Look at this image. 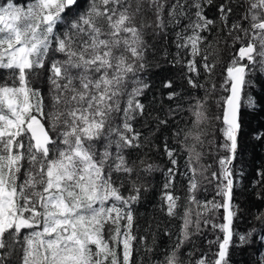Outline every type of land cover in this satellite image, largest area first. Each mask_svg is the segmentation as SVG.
I'll use <instances>...</instances> for the list:
<instances>
[{"label":"snow or ice","instance_id":"1","mask_svg":"<svg viewBox=\"0 0 264 264\" xmlns=\"http://www.w3.org/2000/svg\"><path fill=\"white\" fill-rule=\"evenodd\" d=\"M212 4L31 0L22 8L7 0L0 5V264H135L132 205L140 200L143 186L130 178L137 160L144 164L141 150L181 110L177 104L161 119L149 111L154 101L143 102L151 88L141 75L151 67L149 29L154 35L180 29L174 32L177 52L170 63L179 67L183 85L162 77L167 99L182 98L178 86L205 90L203 99L194 98L189 106L191 126L175 133L185 154L184 173H179L176 149L167 142L162 146L172 166L162 200L167 214L182 224L176 243L154 264H181V248L201 233L202 224L222 235L208 241L216 247L211 256L204 253L189 264H235L237 248L254 253L264 248V241L257 247L252 232L240 234L233 228L238 206L233 204L232 167L239 156L241 93L250 83L246 77L254 69L264 72V0H225L217 6L218 33L225 43L239 47L226 69L230 88L222 86L230 94L216 101L223 142L213 161L218 171L209 176L212 165L202 163L207 136L202 125L209 119L205 106L216 86L205 89L199 78L210 77L216 67L209 60L207 35L216 28V19L205 14ZM247 103L255 102L249 96ZM156 168L146 164L142 170ZM178 174L188 179L182 213L177 211L181 197L168 191ZM260 175L258 183H264V172ZM204 181L215 182L211 200L197 198ZM126 182L133 193L128 196L122 194ZM220 209L225 222L213 223ZM256 219L264 229V212ZM255 264H264V255Z\"/></svg>","mask_w":264,"mask_h":264},{"label":"trees","instance_id":"2","mask_svg":"<svg viewBox=\"0 0 264 264\" xmlns=\"http://www.w3.org/2000/svg\"><path fill=\"white\" fill-rule=\"evenodd\" d=\"M6 2L7 0H0V5H6ZM13 2L18 7L24 8L31 3V0H13ZM224 2L225 0H213V4L205 8V14L209 18L216 19V28L207 34L208 41L211 42V47H208V52L211 54L209 60L216 62V67L210 77L201 75L199 78V82L204 84L205 89L210 88L212 84L216 86V90L211 93L205 106L209 119L202 125V129L207 132L205 157L202 163L212 165L208 173L209 176L212 171H218V164L213 161L217 158L218 145L223 142L222 134L219 131L223 124L215 119L217 115H222V111L216 106V101L221 96L229 95V92L224 91L222 86L230 88V84H225L226 69L239 47L236 45L233 48L230 42L225 43L223 33L217 31L222 27L218 19L217 6ZM236 11H243V8ZM179 30V28L169 29L167 35H154L149 29V34L146 36L151 46L148 54L151 67L141 75L151 84V88L143 98V102L154 101L150 104L149 111L152 117L160 115L161 119L165 118L169 108L175 109L177 104L181 105V110L175 116H169L168 124L151 138L150 145L141 150L139 157L144 160V164H140L137 160L136 171L130 178L136 182L138 187L143 186L140 200L132 205L133 234L138 237L134 242V247L137 250L134 252L135 264H154L155 261L163 259L165 253L176 243L182 224L180 219L167 214L166 205L162 200L165 192L164 184L167 180L166 171L172 167L162 146L164 142H167L169 147L176 149L179 173H184L185 154L181 150L175 133L179 129L191 126L192 117L188 111L189 106L195 104L194 98L203 99L205 90L188 89L185 91L186 85L178 86L177 91L182 93V98L169 101L166 97V90H162L160 87L161 78L165 76L174 77L177 79L178 85H183L179 67L170 63L177 52L174 32ZM217 39H219V43H217ZM181 55L185 60L189 58L183 52ZM4 75L7 77L6 71ZM246 79L250 83L245 85L241 99L239 156L234 160L232 166L236 173L233 204L238 206L233 219V228L240 234L252 232L258 242L257 247H259L260 242L264 241V229H262L260 221L256 219L259 213L264 212V183H258L262 180L260 173L264 172V72L254 69ZM2 82L0 81V83ZM249 96L255 102L252 106L247 103ZM148 119V117L145 118L146 121ZM150 130L155 131L154 125L150 126ZM180 139H183L182 135ZM208 140L214 141L213 146L207 145ZM219 154L223 155L224 153ZM146 164L156 165L157 168L150 173L145 172L142 169ZM187 185V177L178 174L173 181L172 188L168 189L174 195L181 197V200L178 201L181 205L177 210L179 213L183 212V206L186 204ZM214 186L215 182L208 185L207 181H204L201 191L197 193V198L202 201L211 200L215 196ZM204 188L208 190L205 192ZM130 190L131 184L126 182L122 194L125 196L133 194ZM216 199L220 200V197H216ZM223 215L224 210L220 209L212 222L224 223ZM201 228V233L193 235L181 248L179 252L181 264H189V261L194 262L204 253L211 256L212 252L216 250V247L210 246L208 241L222 235L219 229H213L211 224L207 226L202 224ZM140 237H145V239L140 240ZM146 249H151V251H146ZM261 255H264V248H260L259 253H254L247 248L242 252L237 248L233 259L235 264H255Z\"/></svg>","mask_w":264,"mask_h":264},{"label":"rangeland","instance_id":"3","mask_svg":"<svg viewBox=\"0 0 264 264\" xmlns=\"http://www.w3.org/2000/svg\"><path fill=\"white\" fill-rule=\"evenodd\" d=\"M3 1V0H2ZM37 87H40V85H36ZM47 92H48V88H47V85H44L43 86V93H44V95H45V103L46 104H48V103H50L49 101H48V99H47Z\"/></svg>","mask_w":264,"mask_h":264},{"label":"water","instance_id":"4","mask_svg":"<svg viewBox=\"0 0 264 264\" xmlns=\"http://www.w3.org/2000/svg\"><path fill=\"white\" fill-rule=\"evenodd\" d=\"M244 91V90H243ZM243 91H242V93H241V99H242V95H243ZM229 94H230V92H229ZM240 113H241V101H240ZM240 134V133H239ZM238 140H239V136H238ZM233 163H234V161H233ZM233 166V165H232Z\"/></svg>","mask_w":264,"mask_h":264}]
</instances>
